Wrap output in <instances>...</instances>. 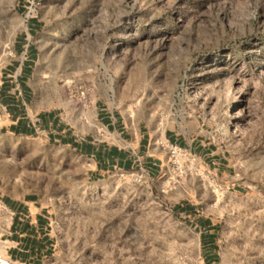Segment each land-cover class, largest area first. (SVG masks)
Returning a JSON list of instances; mask_svg holds the SVG:
<instances>
[{"label":"rangeland","instance_id":"1","mask_svg":"<svg viewBox=\"0 0 264 264\" xmlns=\"http://www.w3.org/2000/svg\"><path fill=\"white\" fill-rule=\"evenodd\" d=\"M24 35L42 110L73 123L98 102L156 147L181 129L226 155L91 180L72 152L2 139L0 175L57 215L44 264H264V0H0L2 61Z\"/></svg>","mask_w":264,"mask_h":264},{"label":"crops","instance_id":"2","mask_svg":"<svg viewBox=\"0 0 264 264\" xmlns=\"http://www.w3.org/2000/svg\"><path fill=\"white\" fill-rule=\"evenodd\" d=\"M40 27L38 21H29L30 37ZM12 51L21 54L22 60L3 61L0 69V142L8 137H25L49 148L72 152L86 162L91 180H100L112 172L142 171L150 178L161 174L167 154L154 145L152 127L140 126L136 130L120 112L100 109L98 102L73 123L61 113L42 110L30 99L36 48L24 35L15 41ZM164 138L221 173L226 155L219 148H205L203 142L190 138L181 129L166 131ZM8 179L0 175V253L13 264H44L56 248L57 215L44 201L20 195L9 186ZM205 221L208 225L202 227ZM197 224L205 235L211 234L215 226L210 220L198 219Z\"/></svg>","mask_w":264,"mask_h":264},{"label":"built area","instance_id":"3","mask_svg":"<svg viewBox=\"0 0 264 264\" xmlns=\"http://www.w3.org/2000/svg\"><path fill=\"white\" fill-rule=\"evenodd\" d=\"M5 56L10 57L12 59L15 58V53L13 51H8L5 53ZM2 55L0 56V69L3 64ZM0 84H2L1 77H0ZM3 124L2 115L0 112V127ZM158 146L165 151L168 157V163L174 167L179 168L183 162L194 161V157L187 149L180 147L178 145L172 144L166 139H161L158 143ZM0 264H13L4 254L0 253Z\"/></svg>","mask_w":264,"mask_h":264},{"label":"trees","instance_id":"4","mask_svg":"<svg viewBox=\"0 0 264 264\" xmlns=\"http://www.w3.org/2000/svg\"><path fill=\"white\" fill-rule=\"evenodd\" d=\"M187 210H190L191 211V209H190V207L188 205L184 208V211H187ZM207 225H208V223H207V221H205L203 223V225H201V226L202 227H205ZM216 228H217V226H214L213 227V230H216ZM216 239H217L216 233H214V234H207V235H204L203 236L204 242H206V244L209 245V248L211 250H214V251L216 250V247H215V241H216Z\"/></svg>","mask_w":264,"mask_h":264},{"label":"bare ground","instance_id":"5","mask_svg":"<svg viewBox=\"0 0 264 264\" xmlns=\"http://www.w3.org/2000/svg\"><path fill=\"white\" fill-rule=\"evenodd\" d=\"M229 117H232L231 115H229Z\"/></svg>","mask_w":264,"mask_h":264}]
</instances>
